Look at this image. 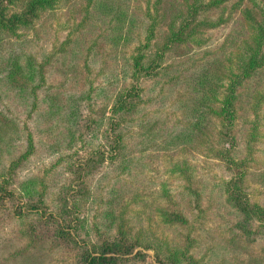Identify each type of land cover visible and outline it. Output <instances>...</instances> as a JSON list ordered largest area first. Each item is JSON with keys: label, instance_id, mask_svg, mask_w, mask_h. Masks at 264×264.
<instances>
[{"label": "trees", "instance_id": "16d2710c", "mask_svg": "<svg viewBox=\"0 0 264 264\" xmlns=\"http://www.w3.org/2000/svg\"><path fill=\"white\" fill-rule=\"evenodd\" d=\"M72 1L0 0V206L12 203L17 219L39 216L53 238L78 249L75 264H146L139 246L153 249L157 264H198L192 254L144 236L150 230H134L124 207L115 213L138 189L125 184L142 183L148 165L164 159L170 176L152 197L162 225L186 222L177 200L199 203L211 190L237 229L264 237V205L248 186L254 176L264 185V167L252 172V145L264 128V0H144L139 9L131 5L136 0H84L78 30L57 48L35 51L28 31ZM233 13L220 41L205 36ZM105 55L112 61L100 84L79 75V60L88 73ZM54 64L68 70L59 74ZM52 71L57 80L48 83ZM121 81L129 86L119 88ZM41 137L51 162L41 178L25 175L15 184ZM189 149L223 162L229 177L196 186ZM106 161L114 174L93 189L90 181H98ZM54 175L64 182L49 210ZM173 175L183 181L180 193L167 186ZM84 200L82 214L72 218Z\"/></svg>", "mask_w": 264, "mask_h": 264}, {"label": "rangeland", "instance_id": "374dc122", "mask_svg": "<svg viewBox=\"0 0 264 264\" xmlns=\"http://www.w3.org/2000/svg\"><path fill=\"white\" fill-rule=\"evenodd\" d=\"M142 3H144V0H136L132 1L131 5L133 8L139 9L138 6ZM83 6H85L84 0H74L42 17L34 29L29 30L27 33L35 51H49L57 48L64 42V38L70 30L75 28L77 31V24L84 14ZM164 7L169 8L170 4L165 2ZM228 11L229 7L225 11V16H227ZM237 15L238 13H233L228 16L229 19L226 21V25L219 29L206 31L205 36H211L212 39L220 41L228 28L235 22L233 19ZM87 42L89 43V40ZM111 61L108 59V55H105L100 58L98 63L91 65L88 73L85 72L81 60L78 61L79 64L76 68L80 70V76L85 77L87 80L93 79L95 84L98 85L109 74L107 66L111 64ZM52 63L54 62H50V65ZM54 69L59 74H63L68 70L66 66L61 64H54ZM54 69L51 68V70ZM46 77L48 83H53L57 80V73L52 71L47 73ZM121 83L118 86L119 88L129 86L128 84L124 85L126 83L124 81H121ZM241 132L244 131L236 132V139L238 150L243 155L246 139L243 134H240ZM43 139L44 137H41V140L37 142L39 147L25 169L19 172L21 177L14 176L15 184L25 175L40 177L43 170L51 162L45 153L46 142ZM252 146L254 157L258 160L257 164H252V172L257 173L259 171H256L255 168L264 167V128L260 130V141L253 143ZM18 152H20V147ZM186 153L187 159L193 168L191 178L196 182V186L204 184V181H206L205 185L207 183L210 185L213 180L218 181L219 178L224 180L229 177L223 162L205 157L201 150L189 149L186 150ZM101 168L98 181L95 184V179L90 181L93 189L104 186L105 177L108 174H114L108 161L104 162ZM169 173V164L164 159L153 160L144 172V176H142V183L139 179H136L131 180V184L128 182L125 184L138 189L132 191L129 195L125 194L127 196L116 205L115 213L118 214L124 207L126 211L124 216L128 217L129 226L134 230L138 228L150 230L144 231V236L150 233L158 240H163L168 246L182 249L186 254H192L198 264H264V237H256L237 229L234 226V217L225 215L218 198L213 193L210 194L211 190L208 192L205 190V199H202L199 203L191 199L177 200L178 205L184 210L183 216H185L186 222L178 225L172 224V226L162 225L156 213L158 206L152 201V197L155 192L160 190L161 184L169 179ZM119 177L120 183L124 182L125 176L121 175ZM171 178L167 186L174 193H180L183 181L177 175H173ZM251 179L255 180L257 177L254 176L248 179L250 195L254 200L264 205V185L251 181ZM63 182L62 175H54L51 180L48 179L45 202L49 210H54L56 207L55 198L59 194ZM15 186L13 189L15 194L18 195ZM98 194H96V197L101 198L102 193ZM143 201L146 203H143ZM84 203L85 200L79 205L77 211L73 212L72 218L79 215L80 212L82 214ZM12 208L10 202L0 206V264H75L77 262L78 249L59 238H53L48 231L44 230L45 225L39 216L28 214L22 220L17 219L12 214ZM108 209L113 208L110 206ZM96 215H98L96 220L102 218V214L100 216L97 212ZM108 230L104 225L101 234H107ZM74 234L77 243H79L78 240L80 241L82 236L75 232ZM251 236H253V239ZM137 250H142L144 253V263L157 264L155 263L153 249H144L139 246Z\"/></svg>", "mask_w": 264, "mask_h": 264}]
</instances>
